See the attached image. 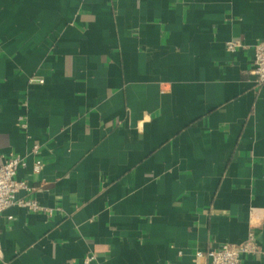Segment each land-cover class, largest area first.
<instances>
[{"label":"crops","instance_id":"crops-1","mask_svg":"<svg viewBox=\"0 0 264 264\" xmlns=\"http://www.w3.org/2000/svg\"><path fill=\"white\" fill-rule=\"evenodd\" d=\"M263 37L264 0H0V162L47 210L0 212V264H193L250 229L264 264Z\"/></svg>","mask_w":264,"mask_h":264},{"label":"built area","instance_id":"built-area-1","mask_svg":"<svg viewBox=\"0 0 264 264\" xmlns=\"http://www.w3.org/2000/svg\"><path fill=\"white\" fill-rule=\"evenodd\" d=\"M242 45V41L239 39L226 42L227 48L233 51ZM252 47L248 68L256 76V83L261 85L264 83V37L256 41ZM39 81H42V79H39ZM20 119L21 125L25 126V114L20 115ZM39 148V144L34 143L32 152L34 154L38 153ZM26 165L25 157L16 151H11L0 162V212L13 204L26 206L35 211H47L34 198L17 197L19 190H26L27 193L34 190V187L25 177L18 175L19 170L25 168ZM42 165L41 159L35 158L32 165L33 171L40 172ZM258 251V236L254 229H250L239 243L225 239L216 247L209 248L205 254L200 251L196 252L193 264H198V261L203 258H206L205 264H243L242 257L244 255H255ZM88 258L92 259V256Z\"/></svg>","mask_w":264,"mask_h":264}]
</instances>
